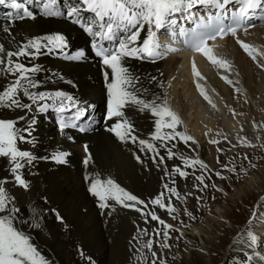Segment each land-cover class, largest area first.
Instances as JSON below:
<instances>
[{
	"label": "bare ground",
	"instance_id": "bare-ground-1",
	"mask_svg": "<svg viewBox=\"0 0 264 264\" xmlns=\"http://www.w3.org/2000/svg\"><path fill=\"white\" fill-rule=\"evenodd\" d=\"M68 3L75 4L76 0H59L56 7L64 10ZM8 11H10L9 8L4 9L0 6V23L6 22L4 17ZM33 11L38 13L37 9H33ZM192 11L199 15L200 12L204 13L209 10L198 6ZM83 15L89 16L90 14L83 13ZM177 20L180 21L179 23L185 22V19L180 16L177 17ZM55 33L63 34L66 37L65 54L74 55L82 50L85 56L79 60H71L52 52L41 55L35 61L25 57H21L20 60L29 66L32 63L38 64L43 69L35 77L43 81V84L41 88L34 89V91L61 90L74 96L82 107L90 106L87 111L88 119L81 118L80 121H77L86 130L81 132L78 129L69 128L65 129L64 134H61L58 128V113L51 109L46 112L33 111L26 114L20 109L9 110L0 107V118L16 119L19 116H26V119L33 116L36 118L31 137L34 143H19V147L23 150L30 151L38 158L50 157L57 150L70 153L66 157L67 162L64 164H57L49 158L37 159L32 165L27 166L23 171L25 179L30 182L28 190L13 186L12 183L7 184L6 187L10 194L16 197V205L21 211L27 212L31 221H36L40 213H49L57 207L70 211L71 215L78 216L81 214L83 219L79 221L75 218L80 216H71L72 221L68 220L66 223H52L48 219L50 223H43L42 225L49 236L41 235L42 241L39 240L40 234L33 226L30 228L21 227V229L31 235L34 234L39 242L48 246L51 252L44 249V246L38 245L39 242L31 240L49 261V264H151L156 258L143 245L151 239L154 247L155 238L158 236L154 233L164 226L150 220L147 227L148 234H141L140 237L136 238L135 233L138 230L132 221L133 212L127 208L124 209L111 200L108 201L110 207L100 208L98 198L89 191L90 181L86 180L85 177L111 178L138 197L141 191L155 190L157 195L163 192L165 202L170 201L171 206L176 209L175 212L169 213L155 205L156 214L166 224H169L167 222L169 216H173L182 210L189 214L188 204L193 205V199L201 198L200 195L196 194V187L200 184L196 177H204L207 172L200 164L185 167L183 160L179 157L183 156L189 160L198 159L203 164L208 161L212 165L210 160L213 149L220 152L222 147L226 146L222 144L213 147L211 146L213 143L210 141L216 140L218 143L228 141V135L236 134L239 131L238 128L244 115L253 110L251 104H249L250 110L245 108L248 99L246 90L248 88L249 91L258 94L257 87L264 88V67H261V64H264V57H258L254 61L237 43V37L239 40L264 51V24L249 27L247 33L242 30L237 33V37L229 36L227 39L209 43L215 45L214 52L217 56L227 59L230 64L235 63L237 65L243 86L247 87L245 89L242 85L234 82V76L230 72L232 84L227 83L220 75L222 68L213 65L203 54L199 52L190 54L184 50L180 51L173 42H170L169 37L164 35L163 31L158 34L160 42L170 45L177 51L169 52L163 59H157L155 62L135 58L125 60L130 70L140 78L136 85L138 93L146 100L158 97V102L166 101L167 105L176 112L181 120V124L177 126L176 130L190 135L195 141V143L189 141L185 144L179 137L168 141L167 147L172 149L177 156L173 159H167L164 144L151 139L155 131L154 120L156 118L147 110L139 112L131 107L125 108L126 116L135 125L134 134L140 139L157 145L160 155L165 157L163 164L159 163V157L155 161L153 160L152 157L155 153L147 149L141 151V146L138 143L122 142L114 133L108 131V128L116 121L115 119H106L108 97L103 75L105 68L101 61L93 56L89 48L88 33L86 35L78 24L69 19L55 16L45 17L39 14L35 20H17L12 27V35L17 43L25 42L31 37ZM144 35L145 33H141L142 38ZM0 43H5L6 48L10 46L15 48L16 46L9 44L6 34L3 32H0ZM193 61H195L196 67L204 79H199L193 75ZM213 69H217V72L211 73ZM207 73H211L212 77H215L220 87L228 90L229 96L232 98L231 108L234 112L232 117L227 118L223 114L220 101L216 99L215 93L208 89ZM48 77L51 79L49 80ZM11 79V77L0 75V85ZM197 83L204 88L211 103L201 95L196 87ZM254 85L255 87L252 88ZM260 88L259 90H261ZM199 96L207 104L210 106L214 104L217 108V114L213 119L208 117L206 105L197 102L201 99ZM22 99L24 102H29L26 97ZM24 126V120H21L17 125V127ZM165 131L170 130L165 129ZM69 136L72 137L71 140L68 139ZM85 145H87V152H85ZM88 155L91 156V161L85 166L83 161ZM137 156L140 157V160L136 159ZM174 166H180L183 171L188 173L187 178L180 177L176 173L167 174L166 169L170 172ZM7 167L8 159L0 157V177L8 176L11 180ZM197 168L203 169L202 175L196 172ZM165 183L177 190L179 198L164 189ZM256 199L255 194H252L242 197L241 202L247 206V210L253 212L255 209L252 203H255ZM262 204L263 202H259L258 215L264 212L261 208ZM226 206L230 209V202L227 201ZM33 210L35 211L33 212ZM102 212H105L103 216L101 215ZM234 214L235 211H227L224 217L232 222ZM196 218L197 215L187 221L177 217L174 222V226L181 229L179 236L189 242V252L175 257L176 264H208V258L201 243L208 249L211 264H245L246 254H251L256 250V248L253 249L248 246V230L244 229L243 226L244 216H239L237 228L231 231L223 230L227 236L231 234L233 238L230 240L225 234L220 238L218 246H214L212 243V233L202 232L198 228L199 223ZM20 219L18 217L17 223H20ZM112 219L113 221L120 219V221L111 222ZM55 220L53 218L52 221ZM260 227L261 229L258 228L259 231L254 233L260 238L257 248L264 246V225ZM167 232L169 233L170 229H167ZM174 233L176 235V232ZM196 233H199L200 239ZM171 236L173 235L171 234ZM182 244L179 243L177 248L182 249ZM259 254V257L253 258L252 264H264V259H262L264 254L261 252ZM171 255H163L162 260L156 259L157 264H168Z\"/></svg>",
	"mask_w": 264,
	"mask_h": 264
},
{
	"label": "snow or ice",
	"instance_id": "snow-or-ice-1",
	"mask_svg": "<svg viewBox=\"0 0 264 264\" xmlns=\"http://www.w3.org/2000/svg\"><path fill=\"white\" fill-rule=\"evenodd\" d=\"M58 3L59 0H0V6L10 9L4 17L6 22L0 23V32L6 34L10 45H16L15 48L11 46L6 48L5 43H0V75L12 78L0 85V107L9 110L20 109L26 114L33 111L46 112L51 109L58 113V128L61 134L69 128L78 129L81 132L86 130L77 121L86 115L90 106L82 107L74 96L61 90L34 91V89L41 88L43 84V81L35 78L36 74L43 69L38 64L32 63L29 66L20 60L21 57H25L35 61L41 55L52 52L63 55L66 59L79 60L85 56L84 51H78L74 55L65 54L67 40L60 33L31 37L22 43H17L12 35V27L17 20H35L37 14L69 19L95 38L91 46L95 56L100 58L105 68L103 75L108 97L106 119L116 121L108 128V131L114 133L122 142L138 143L141 151L147 149L155 153L153 160L159 157L161 164L164 163L165 157L160 155L156 144L140 139L134 134L135 125L126 116L125 108L131 107L139 112L147 110L156 118L154 120L155 131L151 139L164 144L167 159L177 156L172 149L167 147L168 141L175 140L177 137L185 144L189 141L195 143V141L190 135L176 130L181 120L166 101L158 102V97L146 100L138 93L136 85L140 78L130 70L125 60L135 58L155 62L157 59H163L167 53L177 51L170 45L162 44L158 34L162 29H172L173 31L168 34L170 37H175L177 17L180 16L196 23L190 31L184 28L179 30L180 34L186 37L185 43L188 47L203 54L213 65L230 70V62L217 56L214 52L215 45H210L209 41H215L217 37L223 39L228 34L237 37L240 30L247 33L248 28L254 26L251 20L257 13H264V0H76L75 4H66L64 10L56 7ZM229 5L234 6L231 12H229ZM198 6L209 10L207 17L198 16L192 11ZM34 8L38 10V13L33 11ZM211 9L217 10L215 14H211ZM83 13L90 15L84 16ZM141 33H145L143 38ZM237 43L254 61L258 57H264V51L239 40L238 37ZM261 67H264V64H261ZM192 73L199 79H204L195 61L192 62ZM222 78L232 84L227 76ZM48 79L50 80L51 77ZM196 87L204 99L211 103L204 88L199 83ZM25 97L29 102L23 101L22 98ZM213 107H215L214 104ZM21 120L25 121V126L17 127ZM35 124L34 116L28 119L26 116H19L16 119L0 118V157L8 159L7 171L11 176V180L8 176L0 177V264H49V261L31 242V237L17 226L20 208L15 203L16 197L11 195L6 187L7 184L12 183L13 186L28 190L30 182L25 179L23 170L37 159L50 158L57 164L67 162L66 157L70 153L65 151L57 150L50 157L38 158L30 151L19 147V143H34L31 137ZM165 129L170 131H165ZM68 139L71 140L72 137L69 136ZM210 143H218V141L211 140ZM84 147L87 152V145ZM179 158L183 160L185 167L194 164L207 167L198 159L189 160L183 156ZM136 159L140 160V157L137 156ZM90 161L91 156L88 155L83 163L87 166ZM166 172L169 175L176 173L184 178L188 176V173L180 166H174L170 172L166 169ZM85 179L90 181L89 191L98 198L100 208L110 207L108 201L111 200L122 207L140 212L142 216L149 217L151 221L158 222L166 229L172 228V225L166 224L154 210L145 211L150 205H157L169 213L176 211L170 201L165 202L163 192L146 202L111 178L86 176ZM196 180L203 183L202 176H197ZM163 187L179 198V193L175 188L169 187L167 183ZM56 218L63 222L59 213H56ZM32 226L38 228L40 224L33 220ZM142 231L145 235L148 234L146 229ZM154 234L160 235V232L156 231ZM163 235L168 237V232L165 231ZM247 240L249 241L248 246L255 249L260 238L248 231ZM161 246L169 247L167 244ZM143 247L151 251L153 241L149 239ZM152 255L155 257L156 253L152 252ZM259 255L258 251L246 254L245 264H252L253 258ZM151 264H156L155 260Z\"/></svg>",
	"mask_w": 264,
	"mask_h": 264
},
{
	"label": "rangeland",
	"instance_id": "rangeland-1",
	"mask_svg": "<svg viewBox=\"0 0 264 264\" xmlns=\"http://www.w3.org/2000/svg\"><path fill=\"white\" fill-rule=\"evenodd\" d=\"M212 72L216 73L217 69L211 70V73ZM220 72H221L220 75L222 77L227 76L228 79H231V76H229V72H230L234 76L233 79L234 82L242 86L244 85L242 83L243 81H241L242 79L239 74L240 73L239 69L235 63H231L230 70H225L222 68ZM211 73L206 74L208 89L211 90L213 93H215L216 99L220 101V104L222 105L221 108L223 110V114L227 118L232 117V114L234 113L231 108L232 98L229 96V92L226 88H222L219 86V84L216 82L215 77H212ZM253 87H255V85L252 86V88ZM243 88L245 89L247 87L243 86ZM259 88L260 87L258 86L257 87L258 94L249 91L248 88L246 90L248 99L246 100L245 108L247 110L248 109L250 110L251 107L249 106V104H251L253 110L252 111L250 110L249 111L250 113L244 115V117L241 119L240 126L238 128L239 131H237L236 134L228 133L230 134L228 135L229 140L225 141L224 143L211 144V146L213 147L220 146L222 144L226 147H222L220 152H218L217 149H213L212 159L210 160V162L212 161L213 164L212 165L209 164L208 161H206L204 164L207 166L206 168L204 167L207 173L203 177V183L200 182V184H198L199 186L196 187V194L200 195L199 197L201 198L197 200L195 199L196 201L193 199L194 201L193 205L188 204L189 214H187L185 210H182L180 211L181 213L178 212L173 216L172 215L169 216L167 222L169 223V225H172V228L168 233V238L166 237L167 239L163 235V233L167 231V229L164 227H160L158 229L160 235L156 236L157 238H155V245L151 250V254L152 252L156 253L155 258L157 260H162V258L166 254L169 255L172 254L170 258V262L168 264H176L175 257L181 256L189 252L188 240L180 237L179 232L181 231V229L177 226H174V222L177 219V217L179 218L181 217L182 220L188 221L191 220V218L193 217L195 218L197 215L196 219L198 220L199 223L198 228H200L202 232L205 231L208 233H212L211 239L214 246H218L220 242V238L222 236H225L226 233L223 231L224 229L231 231L238 227L237 220L239 216L242 217L244 216L243 218L244 229L246 228L248 231H251L252 233H256L257 231H259V229H261L260 226L264 225V212L259 215L257 212V208L258 207L260 208L259 202H263L261 208H263L264 210V88L262 89L260 88L261 90H259ZM200 98L201 99L198 98L200 101L197 102L206 105V112L208 114V117L213 119L214 116H216L217 114V108L207 104L202 99V97ZM196 172L199 175H202L203 169L197 168ZM125 189L128 190L127 188ZM252 194H255L257 198L256 199L257 201L255 203H252L255 209L253 210V212L247 210V206L241 202L242 197L249 196ZM156 195L157 192L155 190H148L145 192L141 191L139 198L148 202ZM236 200L237 202H235ZM227 201L230 202L231 204L230 209L227 208L226 206ZM138 207H142V206L138 205ZM123 208L126 209L125 207ZM127 209L133 212L132 221H134V226L138 230V232L135 233L136 238H138L140 237L139 235L144 234L142 230L145 229L148 230L147 227L150 224V218L143 217L142 214H140V212H137L131 208H127ZM153 210L154 211L156 210L155 205H150L149 208L145 209L146 212ZM227 211L229 212L235 211V214L233 215L234 219L232 222L231 221L229 222V220H227L224 217V214ZM24 212L26 211L20 210L19 213L20 215L18 217L21 219L19 220L20 223H17V226L25 234L29 235L31 237V240L39 242L34 234L31 235L30 233H26L23 229H21V227L30 228L32 227V223H33V221H31V219L27 216V212L26 213ZM69 212L70 211H66L62 208L57 207L56 209L51 210L49 213H40L37 216L38 219L36 220V221H40L39 222V224L41 223L40 227L38 228L34 227L36 231L40 234L39 240L42 241L41 235L46 234V237L49 236L45 231V227H43L42 225L43 223L49 224L50 223L48 222L49 220L52 223L54 222L66 223V221L68 220L72 221L71 216L81 217V218L80 217L75 218V220L79 219L80 221L83 219L82 218L83 215L81 214H79L78 216L71 215L72 213ZM56 213H59V215L64 219L63 222H61L56 218ZM104 213L105 212H102L101 215L103 216ZM43 218L45 220H42ZM53 218L54 220L56 218V220L52 221ZM119 221L120 219L115 221H113L112 219L111 222L117 223ZM174 232H176V235ZM171 234L173 236H171ZM196 235L200 239L201 236L199 235V233H196ZM227 237L230 240H232L233 238L231 234L230 235L228 234ZM179 243H183L182 249L177 248V245L179 247ZM162 244H167L169 245V247H162L161 246ZM38 245L44 246V249H47L49 252H51L47 245H44L41 242H39ZM201 245L205 249V253L208 258V264H211L208 249L205 248L206 246L204 244L201 243ZM257 250L258 252L264 254V246L260 248L256 247L255 251ZM157 260H156V264H157ZM258 261L260 262L261 260Z\"/></svg>",
	"mask_w": 264,
	"mask_h": 264
}]
</instances>
